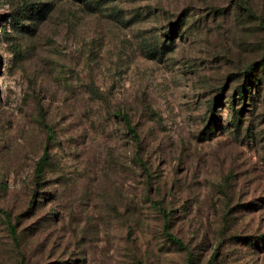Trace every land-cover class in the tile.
Wrapping results in <instances>:
<instances>
[{"label": "rangeland", "instance_id": "obj_1", "mask_svg": "<svg viewBox=\"0 0 264 264\" xmlns=\"http://www.w3.org/2000/svg\"><path fill=\"white\" fill-rule=\"evenodd\" d=\"M0 209V264H264V0H0Z\"/></svg>", "mask_w": 264, "mask_h": 264}, {"label": "trees", "instance_id": "obj_2", "mask_svg": "<svg viewBox=\"0 0 264 264\" xmlns=\"http://www.w3.org/2000/svg\"><path fill=\"white\" fill-rule=\"evenodd\" d=\"M85 1L88 2L91 5H94V0H85ZM239 97L241 98V100H244L242 91L240 92ZM122 119L125 122V125H128L127 117L126 116H122ZM49 137H50V135H49V133H47V135L45 137V140L47 141L49 139ZM46 164H47V148H46V145H44L43 148H42V151H41V153H40V155L38 157V159L35 162L34 168H33L34 177H37V176H39L42 173L43 168L45 167ZM0 213L4 216L6 222L8 223V229H9V232H10L12 238H15L14 231H13V226L10 225L7 214L5 212H3V210H1V209H0ZM163 218L165 219V216ZM166 229H167V226L164 223L163 231L166 232ZM165 235L173 243H175L177 245H181L180 240H178L177 238L172 236L170 233L166 232Z\"/></svg>", "mask_w": 264, "mask_h": 264}]
</instances>
